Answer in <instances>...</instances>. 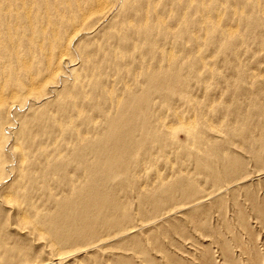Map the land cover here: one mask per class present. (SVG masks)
<instances>
[{
  "label": "rangeland",
  "instance_id": "1",
  "mask_svg": "<svg viewBox=\"0 0 264 264\" xmlns=\"http://www.w3.org/2000/svg\"><path fill=\"white\" fill-rule=\"evenodd\" d=\"M239 1L109 0L64 79L55 50L0 64V264H264V0Z\"/></svg>",
  "mask_w": 264,
  "mask_h": 264
},
{
  "label": "bare ground",
  "instance_id": "2",
  "mask_svg": "<svg viewBox=\"0 0 264 264\" xmlns=\"http://www.w3.org/2000/svg\"><path fill=\"white\" fill-rule=\"evenodd\" d=\"M93 1L94 4L91 7L94 9L91 12L87 10L88 12L78 11L75 14H71L73 9H78V6L83 1H73V4L69 6L63 5V3L45 7L50 4L51 0H44L40 4H34L27 0L18 5H12L8 0H0V17H5L7 14L9 16H18L17 21L10 19L4 23L0 22V48L3 49V53L0 55V64L18 60L21 57L33 56L48 50H55L59 53V57L47 59L44 71L48 74L47 77L52 80L64 79L63 68L68 63L67 57L72 47L82 36L91 35L92 29L96 24L106 23L111 14L103 6L109 0ZM167 1L172 2L175 0ZM217 1L218 3L224 2V0ZM239 2V0H233L234 4ZM64 11L69 14L67 17L62 15ZM40 17H44L46 22L37 20ZM155 18L167 20L165 12L160 11L158 8ZM202 18L204 16H199L200 21ZM174 20H179V16ZM237 26L241 28L240 24ZM88 27H91V29ZM235 33L236 30L230 31V35ZM87 46H85V51L90 49ZM34 86L29 90L30 93L36 90ZM41 87L38 86L37 89ZM2 92H4V86L0 87V107L6 108L8 112L15 110L19 96L12 93L8 98H5Z\"/></svg>",
  "mask_w": 264,
  "mask_h": 264
}]
</instances>
